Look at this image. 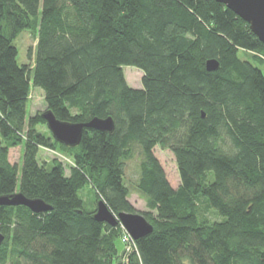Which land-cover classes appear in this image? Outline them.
Segmentation results:
<instances>
[{"label": "trees", "instance_id": "1", "mask_svg": "<svg viewBox=\"0 0 264 264\" xmlns=\"http://www.w3.org/2000/svg\"><path fill=\"white\" fill-rule=\"evenodd\" d=\"M22 31L36 36L31 64L17 62ZM258 52L248 23L215 0H0V195L20 191L53 207L0 205V264H264ZM212 58L219 66L207 70ZM124 66L141 70L140 88ZM32 85L56 118L111 116L114 131L86 128L74 147L46 137L41 113L26 117ZM20 145L21 168L8 158ZM157 145L175 156L176 188ZM42 146L69 153L70 173L58 160L40 164ZM135 147V189L148 208L140 213L153 230L120 251V223L93 219L79 191L90 183L113 213L134 212L124 170ZM200 202L220 219L201 220Z\"/></svg>", "mask_w": 264, "mask_h": 264}, {"label": "rangeland", "instance_id": "2", "mask_svg": "<svg viewBox=\"0 0 264 264\" xmlns=\"http://www.w3.org/2000/svg\"><path fill=\"white\" fill-rule=\"evenodd\" d=\"M14 44L18 50L17 62L19 64H31L33 61L28 59V50H34V47L36 45L35 34L31 31H22L14 40ZM238 54L241 58L247 57L243 51H239ZM256 55L263 60L254 61V63L264 74V55L260 52L256 53ZM123 73L130 86L134 88H140L142 86V72L140 69L134 66H124ZM46 109L47 105L45 103L43 91L39 87H35L32 85L30 88L26 117L28 118L31 114L42 113ZM37 129L46 137H52L47 125H38ZM22 154L23 146L21 145L10 147L8 150V158L10 162L19 165V168H21L22 164ZM154 154L161 163L168 181L173 187L176 188L179 185V173L174 154L169 149L161 148L159 145L154 147ZM37 159L40 164L45 165L46 167H48V169L51 167V163L53 160L62 162L66 174H69L72 167L74 166L72 156L69 153L49 147H40L37 154ZM139 160V150L137 147H135L132 156L126 160L124 170V180L130 189L128 200L134 207V212L138 213L148 210L145 198L135 189L139 176ZM19 174L20 171L18 172V175ZM79 196L82 199L83 207L94 212L96 209V200L98 198L95 195V188L89 183L79 191ZM199 218L206 222H214L220 219L215 210L205 206L204 202H200L199 204ZM122 233L123 232L120 230L118 231V234H116V238L119 241L118 248L120 251L124 250L125 247L128 246L126 245V242L122 240ZM119 261L120 263H122L124 261L123 257H120Z\"/></svg>", "mask_w": 264, "mask_h": 264}, {"label": "water", "instance_id": "3", "mask_svg": "<svg viewBox=\"0 0 264 264\" xmlns=\"http://www.w3.org/2000/svg\"><path fill=\"white\" fill-rule=\"evenodd\" d=\"M223 3L231 9L241 19L246 21L250 30L256 35L264 45V0H215ZM207 70H216L219 66L217 59H208L205 62ZM202 115H204L202 113ZM45 120L51 136L57 142L69 147L78 145L82 139L83 131L86 128L112 133L115 128L114 119L111 116H94L86 122H70L56 118L50 109L41 113ZM0 205H24L32 212L40 213L52 210V205L41 198H29L22 192L16 191L11 194L0 195ZM92 218L96 221L105 222L111 226L120 223L135 239H139L150 234L153 226L146 218L138 212L120 211L113 213L107 206L103 198L96 200V209L92 213ZM4 236L0 233V243Z\"/></svg>", "mask_w": 264, "mask_h": 264}, {"label": "built area", "instance_id": "4", "mask_svg": "<svg viewBox=\"0 0 264 264\" xmlns=\"http://www.w3.org/2000/svg\"><path fill=\"white\" fill-rule=\"evenodd\" d=\"M120 227L122 228V234H123V238L122 240L126 242V245H128L127 247H125V251H129L132 247L134 238L130 235V233L120 224Z\"/></svg>", "mask_w": 264, "mask_h": 264}]
</instances>
